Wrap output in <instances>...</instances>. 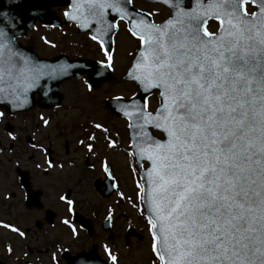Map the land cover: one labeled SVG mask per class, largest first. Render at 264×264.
I'll list each match as a JSON object with an SVG mask.
<instances>
[{
    "label": "snow or ice",
    "instance_id": "1",
    "mask_svg": "<svg viewBox=\"0 0 264 264\" xmlns=\"http://www.w3.org/2000/svg\"><path fill=\"white\" fill-rule=\"evenodd\" d=\"M131 2L74 0L76 15H65L95 21L99 37L116 27L106 10L128 18L142 50L127 75L159 93L155 114L146 99L120 109L135 117L134 153L149 162L152 251L159 264H264V0H164L172 11L160 24L132 17ZM14 19L0 15V92L26 91L42 72L14 44Z\"/></svg>",
    "mask_w": 264,
    "mask_h": 264
},
{
    "label": "rangeland",
    "instance_id": "2",
    "mask_svg": "<svg viewBox=\"0 0 264 264\" xmlns=\"http://www.w3.org/2000/svg\"><path fill=\"white\" fill-rule=\"evenodd\" d=\"M137 5L154 19L156 6ZM156 12L158 19L166 13ZM124 25L119 24L114 37L112 67L116 75L124 71L137 49ZM21 40L44 57L66 53L71 57L104 60L99 46L85 34H77L72 26L49 28L37 24ZM60 89L64 99L56 109L34 108L11 117L0 113V259L7 264H64L60 256L64 248L74 253L96 244L100 257L105 258V250L109 249L118 264H159L152 251L149 226L145 225L139 172L127 143L126 122L112 115L104 105L113 96H131L135 86L116 79L90 90L82 78L65 81ZM155 106L156 100L150 98L149 108ZM97 123L103 125L94 130ZM27 138L33 144L27 143ZM105 139L116 148L106 144ZM104 161L107 163L103 167L107 165L120 199L116 198V192L104 198L92 188L96 178L104 179L101 172ZM17 167L29 172L34 189L43 191L44 207L55 213L52 224L45 222L43 210L24 207L23 192L16 183ZM61 196L65 199L61 200ZM68 200L73 201L72 210L91 226L90 235L73 221ZM110 213L113 225L103 231L101 224ZM128 228L134 229L140 238L131 235L126 243L124 233Z\"/></svg>",
    "mask_w": 264,
    "mask_h": 264
},
{
    "label": "water",
    "instance_id": "3",
    "mask_svg": "<svg viewBox=\"0 0 264 264\" xmlns=\"http://www.w3.org/2000/svg\"><path fill=\"white\" fill-rule=\"evenodd\" d=\"M147 1L154 2V0ZM66 5L69 6V10L66 12L76 15L73 10L74 0H0V15L15 18L13 21H10L12 25L11 30L13 33L12 40L14 42V38L16 36L25 35L29 28H33L36 20L43 24L59 25L61 22L50 9L54 6ZM127 7L132 17L139 19L140 16H144L150 21V18L144 13L130 9L129 5H127ZM112 14L114 13H112L110 10H106L107 17L110 18ZM71 22H76L80 32L87 30L90 34L98 36L95 21L87 20L85 17L72 19L70 16L65 15V23L70 24ZM110 22L113 23L112 20ZM86 24L87 26H85ZM113 30L114 28H110L103 37L98 36V39L103 42L105 48L108 51L111 47V38L112 33L114 32ZM14 44L18 46L19 51L23 55L32 61V65L38 66L42 72L34 86L27 88L26 91L24 89L27 82H24L17 86L15 93H13L12 89H7L6 92H0V108H4L10 114L18 111H28L35 106L48 108L59 105L62 100V95L58 92V87L64 80L79 78L82 75L87 74L88 82L91 83L93 87H96L101 82L112 79L111 73L107 70V68L104 65L97 64L94 61L84 58L70 59L64 54L56 56L52 59L39 58L30 48L22 47L16 43ZM136 57L137 56H135L132 64L134 63ZM125 77L129 80H132L127 74ZM0 88H6V85L0 83ZM139 91L140 93L128 101H117L115 99L108 101L107 107L111 111L116 112L118 115H124L123 111L120 110L122 104H130L133 99L136 100L137 107L143 104V97L147 93L141 88H139ZM35 94H37V98H35ZM17 95L19 96V100L15 98ZM21 101H23V103H21ZM128 110L134 111V109L131 108ZM128 118L131 120V122L135 120V117ZM129 129L130 138L134 147V145L138 142V138L136 136L137 130H134L132 127H129ZM136 158L139 163L143 160H146L142 159L138 155H136ZM142 175L144 182L147 181L146 172L142 173ZM105 185L106 189L103 191V193L108 194L111 192V190H113L114 187L110 184L109 179L105 181ZM99 186L100 183L98 182L96 187L99 188ZM29 192L31 191L29 190ZM38 194L39 193L35 195L36 198L38 197ZM28 205H35L39 207L40 203L38 202V199L34 201L31 198L28 201ZM95 249L96 248L93 247V249L87 254H77L75 257H71L70 262L72 264H102L98 256L95 254Z\"/></svg>",
    "mask_w": 264,
    "mask_h": 264
},
{
    "label": "flooded vegetation",
    "instance_id": "4",
    "mask_svg": "<svg viewBox=\"0 0 264 264\" xmlns=\"http://www.w3.org/2000/svg\"><path fill=\"white\" fill-rule=\"evenodd\" d=\"M248 9H249V11H255L256 10L255 7L251 3L248 5ZM209 22L210 23H217L214 19H210Z\"/></svg>",
    "mask_w": 264,
    "mask_h": 264
}]
</instances>
